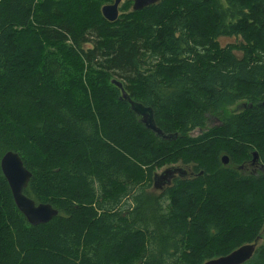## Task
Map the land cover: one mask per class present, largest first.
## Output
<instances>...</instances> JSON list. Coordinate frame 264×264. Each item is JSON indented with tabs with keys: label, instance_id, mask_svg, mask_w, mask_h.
Returning <instances> with one entry per match:
<instances>
[{
	"label": "trees",
	"instance_id": "trees-1",
	"mask_svg": "<svg viewBox=\"0 0 264 264\" xmlns=\"http://www.w3.org/2000/svg\"><path fill=\"white\" fill-rule=\"evenodd\" d=\"M115 1L0 0V162L58 211L30 225L0 167V264H206L258 238L264 264V0H122L111 23ZM178 164L193 176L156 192Z\"/></svg>",
	"mask_w": 264,
	"mask_h": 264
},
{
	"label": "water",
	"instance_id": "water-1",
	"mask_svg": "<svg viewBox=\"0 0 264 264\" xmlns=\"http://www.w3.org/2000/svg\"><path fill=\"white\" fill-rule=\"evenodd\" d=\"M122 0H116L114 4L104 6L102 8L103 17L109 22L117 21L119 17V6ZM133 11H141L161 0H132ZM112 84L118 87L122 93V100H125L130 110L139 118L142 125L149 131L153 132L158 138L163 140H171L176 137L175 134L166 135L157 127L154 118V111L151 107L144 106L142 103L133 101L123 88V84L118 80H113ZM258 158L254 153V160ZM2 173L9 184L12 196L20 213L26 218L27 222L32 226L43 225L49 223L53 218L58 216V211L50 204H36L33 200L25 196L24 190L28 187L32 174L24 166L21 157L15 152H7L0 162ZM175 170L172 168L167 170L161 176H155V183L162 189L169 185L170 179L173 178ZM260 238L254 243L244 245L233 251L229 255L211 260L206 264H245L251 260Z\"/></svg>",
	"mask_w": 264,
	"mask_h": 264
},
{
	"label": "rangeland",
	"instance_id": "rangeland-1",
	"mask_svg": "<svg viewBox=\"0 0 264 264\" xmlns=\"http://www.w3.org/2000/svg\"><path fill=\"white\" fill-rule=\"evenodd\" d=\"M240 40V39H239ZM239 40L238 39H234V38H224V39H221V45L224 47L228 44H234V43H239ZM117 80V79H116ZM239 104L241 103H238L236 105H233L231 107H228V108H225V113L227 114H231V113H234L236 112L238 109H240L238 106ZM238 112V111H237ZM218 123L216 122V118L215 117H211L208 121V124H207V129H211L215 126H217ZM201 132H199L198 130L195 131L194 133H192V136H197L199 135ZM259 162V159L257 158L255 161H253V163H258ZM222 163L225 165V166H228L230 164V161H229V157L228 156H223L222 158ZM243 167H245L244 169V172H257L259 171L258 167L256 165H244ZM172 168H177V169H181V170H184V171H187L189 174L191 173V169L190 168H187L185 166H182L180 164L178 165H175V166H167V167H164L162 169H158L157 172H156V176H161L163 173H165L167 170H170ZM190 170V171H188ZM178 178H181L180 176H178ZM155 191L156 192H160L162 189H159V187L157 186V184L155 183ZM169 186V185H168ZM152 191L154 192V190L152 189Z\"/></svg>",
	"mask_w": 264,
	"mask_h": 264
},
{
	"label": "flooded vegetation",
	"instance_id": "flooded-vegetation-1",
	"mask_svg": "<svg viewBox=\"0 0 264 264\" xmlns=\"http://www.w3.org/2000/svg\"><path fill=\"white\" fill-rule=\"evenodd\" d=\"M246 105H244L243 107H245ZM255 161V160H254ZM251 165L253 166V165H256L257 167H258V169H259V171L260 170H262L263 171V166L258 162V163H253V161H252V163H251ZM174 170H175V173L173 174V178L172 179H170V181H169V185L172 183V181H173V179H175V178H177L178 176H180L181 178H188V177H190L191 175L193 176V173H192V169H191V171L190 170H188V171H190L191 173L189 174L187 171H184V170H181V169H177V168H173ZM245 169V167H243L242 166V169L241 170H244ZM258 172V171H257ZM257 172H252V173H257ZM250 173V172H249ZM167 187V186H166ZM165 188V187H164Z\"/></svg>",
	"mask_w": 264,
	"mask_h": 264
}]
</instances>
